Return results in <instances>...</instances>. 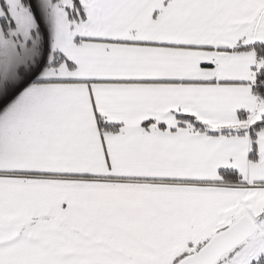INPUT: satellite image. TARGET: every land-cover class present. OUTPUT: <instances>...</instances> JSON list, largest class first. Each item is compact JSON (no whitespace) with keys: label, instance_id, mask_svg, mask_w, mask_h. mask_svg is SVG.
Instances as JSON below:
<instances>
[{"label":"snow or ice","instance_id":"obj_1","mask_svg":"<svg viewBox=\"0 0 264 264\" xmlns=\"http://www.w3.org/2000/svg\"><path fill=\"white\" fill-rule=\"evenodd\" d=\"M0 264H264V0H0Z\"/></svg>","mask_w":264,"mask_h":264}]
</instances>
